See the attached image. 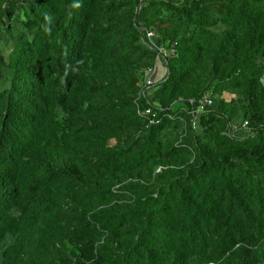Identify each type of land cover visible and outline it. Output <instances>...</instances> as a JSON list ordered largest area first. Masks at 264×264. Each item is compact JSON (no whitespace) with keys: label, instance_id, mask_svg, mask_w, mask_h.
I'll return each mask as SVG.
<instances>
[{"label":"trees","instance_id":"trees-1","mask_svg":"<svg viewBox=\"0 0 264 264\" xmlns=\"http://www.w3.org/2000/svg\"><path fill=\"white\" fill-rule=\"evenodd\" d=\"M6 35L0 264H264V0H0Z\"/></svg>","mask_w":264,"mask_h":264},{"label":"built area","instance_id":"built-area-1","mask_svg":"<svg viewBox=\"0 0 264 264\" xmlns=\"http://www.w3.org/2000/svg\"><path fill=\"white\" fill-rule=\"evenodd\" d=\"M157 34H155L152 30L145 29L144 39L147 40L151 47L157 50V61L153 67L143 69V72L146 74V79L141 85L140 93L147 100L148 97L154 92L156 89V83L163 79L165 74V69L167 65V58L176 54V46L173 42L170 46V49H166L164 45L161 43H157L155 40ZM149 102V100H148ZM192 104H195L193 108H191L192 121L195 127H199L200 115L207 112L211 107H213L215 99L210 93H206L202 98L196 102L194 99H190ZM152 106L148 105L146 108L139 110V112L143 115H151L153 113ZM157 119L152 117L150 119V123H155ZM245 130H250L249 122L246 120L239 125H231L230 133L234 136H242Z\"/></svg>","mask_w":264,"mask_h":264},{"label":"rangeland","instance_id":"rangeland-1","mask_svg":"<svg viewBox=\"0 0 264 264\" xmlns=\"http://www.w3.org/2000/svg\"><path fill=\"white\" fill-rule=\"evenodd\" d=\"M19 21L16 23L18 25ZM11 38L6 35L3 37V40H0V48L5 54H8L10 52L9 45H10ZM216 98V97H215ZM250 130H245L242 136H246L250 133Z\"/></svg>","mask_w":264,"mask_h":264}]
</instances>
